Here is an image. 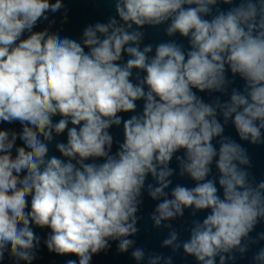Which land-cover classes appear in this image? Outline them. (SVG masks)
Wrapping results in <instances>:
<instances>
[{
    "label": "clouds",
    "instance_id": "9594fccd",
    "mask_svg": "<svg viewBox=\"0 0 264 264\" xmlns=\"http://www.w3.org/2000/svg\"><path fill=\"white\" fill-rule=\"evenodd\" d=\"M112 3L115 15L77 39L49 30L63 0H0V123L21 125L0 129V264H33L37 228L50 229V253L78 264L110 241L137 264H173L135 246L145 192L157 201L153 227L168 229L162 247L196 264H234L264 241L250 235L264 222V179L225 134L231 124L239 141L264 145V0ZM41 21L49 27L36 30ZM161 26L169 39L144 44V29ZM177 175L194 186H173ZM185 210L206 214L181 240L171 221ZM252 260L264 264V247Z\"/></svg>",
    "mask_w": 264,
    "mask_h": 264
},
{
    "label": "water",
    "instance_id": "95a60500",
    "mask_svg": "<svg viewBox=\"0 0 264 264\" xmlns=\"http://www.w3.org/2000/svg\"><path fill=\"white\" fill-rule=\"evenodd\" d=\"M64 8L57 13H49V20L55 19V23L50 26L51 32H59L61 35H74L77 39L82 34L83 28L88 24H94L96 22H107L108 17L115 15L114 4L112 0H63ZM67 9L68 15L66 18V22L62 23L61 21L65 19L62 15L64 10ZM45 27H49L48 21H41L36 30H42ZM146 35L144 39V44L151 43L155 46V44L165 41L169 39L163 31V26L159 29L146 28L144 29ZM27 33L25 34V36ZM178 42H183L185 46H187V41L183 40L179 36L176 37ZM143 47V45H142ZM229 77L231 78V74L229 73ZM243 81H241L238 77L236 78V82L233 87L242 88ZM199 95L204 96L206 101H211L212 97L207 93H198ZM218 95V94H213ZM222 99H227V96L222 97ZM142 107V102H138V110ZM120 115L124 116V118H128L131 113H121ZM15 129L19 131L21 125L17 122L14 124H5L0 123V129ZM110 133L114 136L115 141L122 142L123 141V130L122 126L117 128L113 127L110 130ZM225 134L232 136L237 142L242 143L245 148L248 150V154L251 157L252 168L250 172L255 176L256 181H260L264 179V145H251L247 142L239 141V137L237 136L234 127L229 124L225 128ZM57 141L66 142V133L61 134L56 137ZM20 143V141H17ZM117 145L114 143L113 152L116 151ZM50 155H59V153L55 149V141L50 145ZM172 167H176L175 160L172 162ZM213 174H216L215 166L213 165ZM173 186L176 183L184 184L188 187L194 186V182L191 181L187 177H179L174 176ZM148 182H153L151 177L148 178ZM157 201L151 200L145 192L143 195V204L141 205L140 212L138 215L141 217L138 228L139 232L134 239L136 240L137 247L144 248L146 253L153 254H163L165 256H173V264H196L195 259L193 257L186 256L182 249L180 252L175 254L172 253L170 248L162 247V241L168 235V229L161 228L156 229L153 227L152 221L150 219L151 213L154 211L155 205ZM206 213L201 212L198 213L196 217L191 215V210H185V215L182 219H178L176 221H171L173 228H175L180 233L181 240H186L188 238V231L191 227L192 221L194 219H203ZM37 235L41 237V245L38 252V258L33 262V264H65L67 259H76L78 264V258L75 256H59L55 253H50L45 247L43 240L46 238L50 229H39L36 230ZM264 232V222L259 223L254 232L251 233L252 238H256L258 233ZM117 243L116 241H110L111 248L105 252H101L97 255H94L91 261V264H137V262L131 257V249L128 253H119L117 251ZM264 247V241H260L259 243L250 246L249 252L245 257L240 258L237 254V259L234 264H254L252 260V256L259 248ZM4 264H11V261L6 258ZM23 264V262H21ZM140 264H145V262H140ZM217 264H219L217 258ZM229 264H233V262H229Z\"/></svg>",
    "mask_w": 264,
    "mask_h": 264
}]
</instances>
